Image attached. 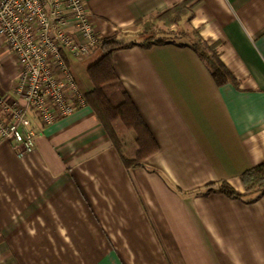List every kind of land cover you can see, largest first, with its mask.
I'll return each mask as SVG.
<instances>
[{
    "label": "crops",
    "instance_id": "0c3cea01",
    "mask_svg": "<svg viewBox=\"0 0 264 264\" xmlns=\"http://www.w3.org/2000/svg\"><path fill=\"white\" fill-rule=\"evenodd\" d=\"M182 1L84 0L101 39ZM190 4L180 24L220 43L237 87L217 86L184 40L115 52L157 152L125 168L88 105L47 127L33 122L31 153L0 143V264H264V195H203L221 181L241 194L240 174L264 162V0ZM17 74L0 38L5 94ZM119 130L133 158L135 135Z\"/></svg>",
    "mask_w": 264,
    "mask_h": 264
},
{
    "label": "built area",
    "instance_id": "2783aa9c",
    "mask_svg": "<svg viewBox=\"0 0 264 264\" xmlns=\"http://www.w3.org/2000/svg\"><path fill=\"white\" fill-rule=\"evenodd\" d=\"M0 38L18 69L11 95L0 89V143L22 156L36 148L33 122L87 106L69 62L87 58L97 36L84 0H0Z\"/></svg>",
    "mask_w": 264,
    "mask_h": 264
},
{
    "label": "trees",
    "instance_id": "16d2710c",
    "mask_svg": "<svg viewBox=\"0 0 264 264\" xmlns=\"http://www.w3.org/2000/svg\"><path fill=\"white\" fill-rule=\"evenodd\" d=\"M190 3L191 0H184L162 13L138 19L134 21L131 29L120 31L113 37L102 39L97 37L91 53L85 58L93 56L95 59L86 67L90 89L83 93V96L127 169L143 167V162L157 152L158 146L114 71L112 57L115 52L135 45L149 48L184 40L198 54L217 86L230 83L237 87V80L220 59L218 52L220 43L204 42L195 30L178 33L172 31V28L183 20L192 19L193 5ZM116 124L121 130L134 133L137 150L133 158L122 155L120 130ZM239 182L243 188L241 194L227 182L221 181L215 186L208 187L203 195L218 193L228 199L255 202L264 195V162L240 174Z\"/></svg>",
    "mask_w": 264,
    "mask_h": 264
},
{
    "label": "rangeland",
    "instance_id": "374dc122",
    "mask_svg": "<svg viewBox=\"0 0 264 264\" xmlns=\"http://www.w3.org/2000/svg\"><path fill=\"white\" fill-rule=\"evenodd\" d=\"M189 27L185 26V23L179 24L172 28V31L178 33L179 31H189ZM95 58L92 56L84 61H70V72L76 82L78 89L85 93L90 89V83L87 77L86 67L92 63Z\"/></svg>",
    "mask_w": 264,
    "mask_h": 264
}]
</instances>
